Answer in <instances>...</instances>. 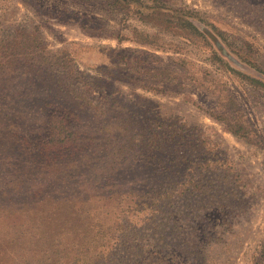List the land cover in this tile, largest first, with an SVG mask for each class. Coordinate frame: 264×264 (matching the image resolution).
<instances>
[{"label":"rangeland","instance_id":"374dc122","mask_svg":"<svg viewBox=\"0 0 264 264\" xmlns=\"http://www.w3.org/2000/svg\"><path fill=\"white\" fill-rule=\"evenodd\" d=\"M159 1L0 0V240L45 216L14 210L23 200L12 196L43 183L21 147L38 146L65 107L96 130L117 114L139 134L191 131L169 206L130 215L120 198L62 206L58 228L43 233L60 251L86 238L89 264H264V0ZM186 15L199 33L173 29ZM20 43L34 50L10 64ZM214 116L240 117L248 139ZM9 257L0 250V264Z\"/></svg>","mask_w":264,"mask_h":264},{"label":"trees","instance_id":"16d2710c","mask_svg":"<svg viewBox=\"0 0 264 264\" xmlns=\"http://www.w3.org/2000/svg\"><path fill=\"white\" fill-rule=\"evenodd\" d=\"M154 2L161 3L159 0ZM246 3L248 5L249 1ZM196 21L193 16L180 17L173 29L199 33ZM14 47L9 55L10 64L23 57L27 49L34 50L21 43ZM220 48L219 45L218 50L223 55L225 51ZM214 119L220 121L234 137L248 139V128L240 117L231 122L223 116H214ZM130 120V117L122 118L116 114L101 122V128L96 130L82 122L79 126L74 124L79 121L78 113L63 107L51 112L46 137L38 146L31 151L28 150L29 144L21 147L22 151L33 156V166L41 171L43 183L33 184L25 191L15 188L12 199L23 201L13 203L17 206L14 210L30 211L35 215L45 212V216L34 217L25 229L23 225L16 226L11 236L0 240V250L10 255L13 264H89L88 252L94 246L91 240L72 241L60 251L59 244L54 240L48 241L43 235L46 233L44 228H58L54 226V212H63L62 206L67 204L81 207L91 198H120L128 201L129 215L139 207L150 209L158 206L161 209L170 205L172 192L169 182L173 163L178 161L179 167L186 171L187 150L178 148L191 130L181 125L168 131L153 126L139 134L143 128L139 132L129 128L127 123ZM207 160L211 161L210 158ZM201 167L203 169L204 166ZM158 177L163 178V186H158L161 181ZM70 180H75L74 189L58 188V183L66 185ZM120 231L123 233L124 230Z\"/></svg>","mask_w":264,"mask_h":264}]
</instances>
